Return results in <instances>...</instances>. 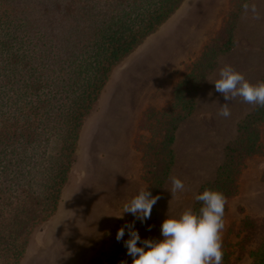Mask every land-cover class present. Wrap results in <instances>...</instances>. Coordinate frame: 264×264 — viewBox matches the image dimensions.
<instances>
[{"label": "trees", "instance_id": "trees-1", "mask_svg": "<svg viewBox=\"0 0 264 264\" xmlns=\"http://www.w3.org/2000/svg\"><path fill=\"white\" fill-rule=\"evenodd\" d=\"M186 1L0 0V264H22L34 232L58 209L82 128L114 72ZM246 3L229 1L236 11L195 59L181 64L170 103L161 109L147 106L137 121L132 147L141 154L140 179L152 195L173 168L175 132L193 113L199 84L216 58L234 46L233 30ZM263 124L264 107L256 105L237 124L239 136L225 146L215 179L202 184L198 194L223 193L226 211L246 162L263 153ZM201 206L196 201L193 211ZM134 220L132 214L118 220L112 240L94 251L90 264H132L116 233ZM156 220L153 208L150 219L135 220V228ZM235 235L237 261L264 264V215L240 219ZM229 257L223 249V264Z\"/></svg>", "mask_w": 264, "mask_h": 264}, {"label": "rangeland", "instance_id": "rangeland-1", "mask_svg": "<svg viewBox=\"0 0 264 264\" xmlns=\"http://www.w3.org/2000/svg\"><path fill=\"white\" fill-rule=\"evenodd\" d=\"M200 1L204 10L194 14L192 9ZM229 1L188 0L181 7L182 12L189 9L184 17L186 26L198 21L199 17L201 24L208 23L220 14L223 6L222 21L227 19L236 11L234 6H229ZM232 2L236 5L241 0ZM246 4L248 10L241 8L233 30L237 49L216 58V69L208 73L204 83L202 81L198 86L202 99L198 104L195 101L196 111L176 131L173 168L164 186L153 195L160 196L153 206L157 220L139 229L142 239H162L160 227L167 213L178 216L185 208L193 210L199 187L215 179L216 170L225 159V146L238 138V121L256 107L244 103L239 97L225 101L223 95L215 90L214 83L208 81L219 78V70L230 65L250 83L262 82L264 0H247ZM172 23H167L149 37L114 72L96 110L82 128L76 162L58 209L34 232L22 264H90L94 251L103 242L112 240L111 231L118 220H125L130 214L125 213L123 219L115 217L122 214L123 205L141 189L147 188L140 179L141 154L132 147L137 121L147 106L167 103L170 87L178 78L176 72L183 69L181 65L176 66L178 53L190 49L191 43L197 45L199 40V26L189 32L185 42H181L180 37L185 36L186 28L180 31ZM225 103H229V118L217 114L220 105ZM144 134L150 136L148 132ZM172 176L181 179L186 187V191L177 193L174 199L167 190L171 188ZM263 215L264 148L261 155L246 162L239 178L237 195L227 203L223 232V249L230 256L227 264L248 263V259H236L238 238L235 231L243 217Z\"/></svg>", "mask_w": 264, "mask_h": 264}, {"label": "clouds", "instance_id": "clouds-1", "mask_svg": "<svg viewBox=\"0 0 264 264\" xmlns=\"http://www.w3.org/2000/svg\"><path fill=\"white\" fill-rule=\"evenodd\" d=\"M243 7L247 11L249 6L245 4ZM252 10L255 11L254 6ZM218 76L208 81L214 83L215 90L223 95L225 101L239 97L244 103L264 107V82L250 83L230 65L222 67ZM228 105H220L217 114L229 118L231 111ZM170 181L171 188L167 190L172 199L177 193L186 191L181 179L172 176ZM194 198L202 202L198 212L185 208L178 216L167 213L160 227L162 239H142L135 228V220L144 223L151 218L159 195L153 196L148 189H141L123 205L122 214L115 217L123 219L125 213H130L135 220L118 229L116 240L123 241L132 264H223L226 198L223 193L212 189H205ZM125 229L128 230L126 240ZM121 264H127V261H121Z\"/></svg>", "mask_w": 264, "mask_h": 264}, {"label": "crops", "instance_id": "crops-1", "mask_svg": "<svg viewBox=\"0 0 264 264\" xmlns=\"http://www.w3.org/2000/svg\"><path fill=\"white\" fill-rule=\"evenodd\" d=\"M188 1V0H187ZM186 1V2H187ZM185 2V3H186ZM184 3V4H185ZM183 4V5H184ZM182 5V6H183ZM198 7H200V8H198ZM204 8V6H203V2L202 1H200V3L198 4L197 3V6H195V8L194 9H192V10H195V12H194V14L195 13H197V12H199L201 9H203ZM188 8L186 9V10H184L183 12H182V10H181V8L173 15V17L172 18H170L169 19V21L167 22V23H175V26H174V28L175 27H177L180 31H183L185 28H186V33L184 34L185 36H181L180 37V39L182 40L181 42H185V40H186V37L187 36H190L189 35V32H191L193 29H197V26H199V40H198V44L197 45H195V44H193V43H191L190 44V46H191V48L190 49H186V51H182L181 53H178V55H177V63H176V66L177 65H181L182 63H186V62H189L190 60H193V59H195L198 55H199V53H200V51H201V49H202V47H203V45L207 42V40H209V39H211L214 35H215V33L218 31V29H219V27H220V25H221V22H222V18H223V10H224V6H223V8L221 9V12H220V14H218L216 17H215V19H211L208 23H204V24H201V22H202V19L199 17L198 18V21H192V25H190V26H186V22L184 21V17L186 16V14L188 13ZM204 10V9H203ZM191 11V10H190ZM197 16H200L199 14L197 15ZM196 19V18H195ZM166 23V24H167ZM172 23V24H173ZM165 24V25H166ZM201 24V25H200ZM164 27V26H163ZM161 29H162V27H161ZM187 29H188V31H187ZM189 29H191V30H189ZM179 30H178V32H177V34H179ZM172 33V32H171ZM188 33V34H187ZM177 34H176V36L175 37H177ZM255 36V35H254ZM175 37H174V39H175ZM233 42H234V46H233V48L229 51V52H232V51H234L235 49H237V43H236V37L233 35ZM178 51V50H177ZM190 51V52H189ZM179 52V51H178ZM186 52H187V54H186ZM222 56V55H221ZM220 57V56H219ZM217 64V63H216ZM216 69V66H215V68L213 69V71ZM212 71V72H213ZM203 83H204V81H203ZM172 87V86H171ZM171 87H170V91H169V100L167 101V103H165L164 105H162V106H155V105H153V106H155L156 108H158V109H161V108H163V107H165V106H167L169 103H170V101H171ZM201 89H202V87H201ZM202 97V95L200 94V92L198 93V95H197V99H196V103L198 104V100L200 99V101H201V98ZM197 104H195V107H194V111H193V113L196 111V108H197ZM254 110V109H253ZM252 110V111H253ZM251 111V112H252ZM193 113L191 114V116L193 115ZM249 114V113H248ZM141 115V114H140ZM190 116V117H191ZM140 117V116H139ZM190 117H188L186 120H184L181 124L183 125L184 124V122L185 121H187ZM241 121V120H240ZM240 121H238V123L240 122ZM237 123V124H238ZM236 128H237V125H236ZM177 130H178V128H177ZM176 130V131H177ZM176 132H175V138H176ZM175 142V141H174Z\"/></svg>", "mask_w": 264, "mask_h": 264}]
</instances>
